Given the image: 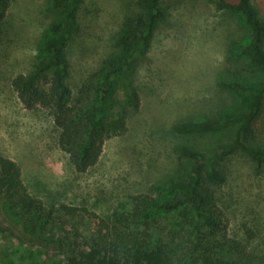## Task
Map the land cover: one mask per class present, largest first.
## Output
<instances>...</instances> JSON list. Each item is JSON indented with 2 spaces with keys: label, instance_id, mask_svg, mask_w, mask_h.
Returning <instances> with one entry per match:
<instances>
[{
  "label": "rangeland",
  "instance_id": "374dc122",
  "mask_svg": "<svg viewBox=\"0 0 264 264\" xmlns=\"http://www.w3.org/2000/svg\"><path fill=\"white\" fill-rule=\"evenodd\" d=\"M165 4L167 16L148 54L116 83L111 111L127 116V129L106 140L95 166L78 172L59 145L60 129L51 111L26 108L12 85L15 76L33 70L63 13L54 0H11L0 36V154L20 165L32 195L48 206L79 209L69 218L86 234L94 221L82 209L110 219L129 213L133 197L150 193L154 185L181 172L182 146L212 151L235 139L238 126L207 134L173 130L176 123L246 108L235 93L218 86L221 74L264 83V70L241 53L250 38L241 14L218 11L208 0ZM254 5L264 18V0H254ZM139 12V0H83L79 30L67 50L76 94L104 59L113 51L118 54L121 27ZM131 90L140 96L138 109L127 103ZM254 132L264 148V111ZM257 167L238 151L226 163L225 183L211 189L224 212L229 237L254 248L264 243V166ZM10 219L0 208V264H60L63 253L40 255ZM48 236L57 239L61 230L54 228Z\"/></svg>",
  "mask_w": 264,
  "mask_h": 264
},
{
  "label": "trees",
  "instance_id": "16d2710c",
  "mask_svg": "<svg viewBox=\"0 0 264 264\" xmlns=\"http://www.w3.org/2000/svg\"><path fill=\"white\" fill-rule=\"evenodd\" d=\"M82 2L54 0L63 13L62 20L48 34L33 70L12 80L26 108L51 111L60 129L59 145L78 172L95 166L106 140L127 129V116L111 111L116 83L134 69L139 57L148 54L158 26L167 16L165 0H139V14L121 27L118 54L113 51L104 59L76 94L70 84L72 66L67 50L79 30ZM208 2L218 11L244 17L250 38L240 47L241 53L256 69L264 70V18L254 0ZM10 5L11 0H0V36ZM221 76L218 86L235 93L246 108L176 123L173 130L207 134L238 126L235 139L217 144L212 151L182 146L181 172L154 185L152 193L133 197L129 213H118L110 219L82 209L94 221L92 231L86 234L69 218L79 209L48 206L32 195L20 165L0 154L2 213L11 218L27 243L41 252L37 254L63 253L60 264H264V243L254 248L229 237L224 212L211 190L225 183L226 163L238 151L252 158L257 169L264 166V148L254 132L264 111V83H247L238 75ZM126 100L140 108L135 90ZM54 228L61 230L57 239L48 236Z\"/></svg>",
  "mask_w": 264,
  "mask_h": 264
}]
</instances>
